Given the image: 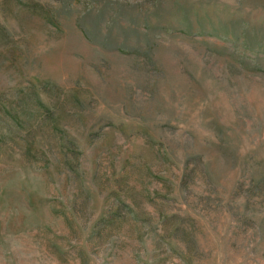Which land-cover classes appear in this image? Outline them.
Here are the masks:
<instances>
[{
  "label": "rangeland",
  "instance_id": "374dc122",
  "mask_svg": "<svg viewBox=\"0 0 264 264\" xmlns=\"http://www.w3.org/2000/svg\"><path fill=\"white\" fill-rule=\"evenodd\" d=\"M0 264H264V0H0Z\"/></svg>",
  "mask_w": 264,
  "mask_h": 264
}]
</instances>
